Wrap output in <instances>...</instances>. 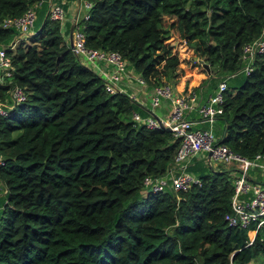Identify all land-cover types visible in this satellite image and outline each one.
<instances>
[{
	"label": "trees",
	"instance_id": "16d2710c",
	"mask_svg": "<svg viewBox=\"0 0 264 264\" xmlns=\"http://www.w3.org/2000/svg\"><path fill=\"white\" fill-rule=\"evenodd\" d=\"M36 1L0 0V47L17 35L3 20ZM80 1L90 3L88 18L77 17L84 45L118 52L147 88L168 84L205 97L228 76L218 142L246 158L264 154V54L247 75L230 76L241 66L242 45L264 30V0ZM45 7L37 9L28 41L6 48L12 70L0 83V102L12 85L25 98L0 116V264L264 259V225L232 227L224 219L234 171L209 167L184 191H143L145 176H159L173 162L178 139L133 121L132 112L147 111L128 90H105L69 47V23L62 29Z\"/></svg>",
	"mask_w": 264,
	"mask_h": 264
},
{
	"label": "built area",
	"instance_id": "2783aa9c",
	"mask_svg": "<svg viewBox=\"0 0 264 264\" xmlns=\"http://www.w3.org/2000/svg\"><path fill=\"white\" fill-rule=\"evenodd\" d=\"M39 0L36 5L42 4ZM45 16L52 20H58L63 25L66 12L62 4L46 0ZM86 12L83 19L88 18L90 3L82 1V7ZM36 11L33 7L27 8L23 14L17 17L5 18L1 27H13L17 35L6 46L0 47V83L11 75V57L6 53V48H13L16 41L24 39L36 32ZM69 35L67 36L68 42ZM85 35L82 24L74 21L71 31V50L77 59L104 80V88L108 93L126 92L119 82L123 77L130 76L134 83L146 86V82L139 74L129 71L126 62L116 51L88 48L84 45ZM264 54V30L252 41L244 43L240 50L239 70L231 74L244 73L247 75L253 68L256 56ZM221 79L214 91L204 101H200V92L193 89L177 91L168 84L155 85L149 93V110L142 116L138 112H132L131 118L137 123L144 124L148 128H165L179 141L173 157V162L164 173L159 176H145L142 180L143 191H161L170 188L173 192L184 191L192 183L200 184L199 178L190 173L187 165L190 159L198 154H206L205 161L211 169L213 162L231 167L227 170L234 171L232 177L233 192L230 197V211L224 215L229 226L248 228L254 224L256 228L264 225V181H252L251 169H258L264 173V154H256L252 158H246L232 152L229 147L218 142L214 132V121L222 113L223 92L226 89V79ZM128 93L133 101L136 97ZM23 90L12 85L8 90V99L0 102V116H5L8 109L23 101ZM168 102V111H157L161 102ZM191 113L197 114V118L189 117ZM205 123V126H196ZM2 162L0 156V164ZM253 179V178H252ZM5 187L0 185V195L5 193Z\"/></svg>",
	"mask_w": 264,
	"mask_h": 264
},
{
	"label": "crops",
	"instance_id": "0c3cea01",
	"mask_svg": "<svg viewBox=\"0 0 264 264\" xmlns=\"http://www.w3.org/2000/svg\"><path fill=\"white\" fill-rule=\"evenodd\" d=\"M39 1V0H38ZM36 1L32 6L35 9V11H37L38 8H41L42 6H45L46 0H43L42 4L40 5H36L35 4L38 2ZM54 3H60L62 4V6L65 9L66 12V17L63 23V26L65 24H67V22L69 23V25H71L72 23V19H73V15L77 12V17H78V12L80 10V8L82 7V1L80 0H52ZM47 9V7H45V10ZM69 35V30H68V34ZM131 71V70H129ZM133 72V71H131ZM120 86H122V88H125V90L131 92L133 91V93H135V97L137 100V103L146 111L149 110V93L151 91V88H147V90H143L142 88H145L143 86H139L137 83H134V79L130 76H126L123 77L120 82H119ZM218 84V83H217ZM217 87V86H216ZM142 89V90H141ZM216 89V88H215ZM212 92V91H211ZM207 93V95L205 97H202L203 92L200 91V101H204L207 96L211 93ZM168 102L167 101H163L161 102L160 106L157 108V111L164 113L168 111ZM189 117L192 118H197L198 115L191 113L189 115ZM217 119V118H216ZM216 119L214 121V125L213 128L215 129V127L218 129V133H219V138L223 137L224 130L222 129L221 125L219 123L216 124ZM196 126H205V123H198ZM179 144V141H178ZM206 158V154L204 155L203 153L198 154L197 156H194L190 159L188 165H187V169L190 173H192L193 175H195L197 178V173L198 170H206L208 169V165L205 161ZM253 174L252 178H254L256 176V179H258L257 181H264V173L258 169H251L250 170Z\"/></svg>",
	"mask_w": 264,
	"mask_h": 264
},
{
	"label": "rangeland",
	"instance_id": "374dc122",
	"mask_svg": "<svg viewBox=\"0 0 264 264\" xmlns=\"http://www.w3.org/2000/svg\"><path fill=\"white\" fill-rule=\"evenodd\" d=\"M86 12V8L83 6V7H81L80 8V10H79V12H78V17L79 18H81L82 17V15L84 14ZM61 27H62V29L64 28V26L61 24ZM65 33V32H64ZM66 36V35H65ZM28 37V36H27ZM24 39L23 40H26V41H28L27 40V38L26 37H23ZM26 38V39H25ZM66 41H67V39H66ZM178 41H180L178 38H176V40H175V43H178ZM180 44H178V50L180 51V53H185L186 51H187V48H186V46L182 43V42H179ZM185 55V54H184ZM198 60V59H197ZM143 87H145V86H143ZM143 90H147V88L145 87V88H142ZM141 89V90H142ZM132 96H135V93H133V91H131V93H130ZM213 167H214V169H218V168H221L222 167V169H230L231 167H229V168H226V166L224 167V165H222V164H220V163H216V162H213ZM252 235H253V233H248V236L251 238L252 237ZM261 262H263L264 263V259L261 257V256H259V257H257V259H255V260H251L250 262H249V264H261Z\"/></svg>",
	"mask_w": 264,
	"mask_h": 264
},
{
	"label": "water",
	"instance_id": "95a60500",
	"mask_svg": "<svg viewBox=\"0 0 264 264\" xmlns=\"http://www.w3.org/2000/svg\"><path fill=\"white\" fill-rule=\"evenodd\" d=\"M76 17H77V12L73 15L72 23H71V25H70V27H69L68 45H69L70 48H71V46H72V42H71V31H72V28H73L74 21L76 20ZM204 67H205L206 69H208V66H207V65H204ZM207 71H208V70H207Z\"/></svg>",
	"mask_w": 264,
	"mask_h": 264
}]
</instances>
